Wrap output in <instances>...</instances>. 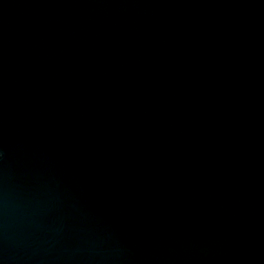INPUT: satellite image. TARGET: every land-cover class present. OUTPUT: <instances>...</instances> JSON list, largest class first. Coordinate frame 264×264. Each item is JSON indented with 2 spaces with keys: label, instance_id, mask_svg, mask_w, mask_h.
Masks as SVG:
<instances>
[{
  "label": "water",
  "instance_id": "1",
  "mask_svg": "<svg viewBox=\"0 0 264 264\" xmlns=\"http://www.w3.org/2000/svg\"><path fill=\"white\" fill-rule=\"evenodd\" d=\"M0 264H264V0H0Z\"/></svg>",
  "mask_w": 264,
  "mask_h": 264
}]
</instances>
